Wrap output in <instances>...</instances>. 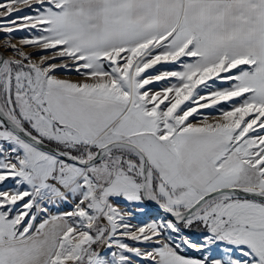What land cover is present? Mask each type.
Wrapping results in <instances>:
<instances>
[{"label": "snow or ice", "instance_id": "6c2138e0", "mask_svg": "<svg viewBox=\"0 0 264 264\" xmlns=\"http://www.w3.org/2000/svg\"><path fill=\"white\" fill-rule=\"evenodd\" d=\"M0 34V264H264V0H0Z\"/></svg>", "mask_w": 264, "mask_h": 264}, {"label": "rangeland", "instance_id": "374dc122", "mask_svg": "<svg viewBox=\"0 0 264 264\" xmlns=\"http://www.w3.org/2000/svg\"><path fill=\"white\" fill-rule=\"evenodd\" d=\"M27 11L28 10L25 9L23 12L16 13L15 15H25V14H27ZM26 35H27V33L23 32V31H18V32L15 33L16 39L22 38V37H24ZM3 38H4L3 35L0 34V40H2ZM13 42H16V41L14 40ZM24 50L27 51V52L35 51V50H33L31 48H27V47ZM5 54H6V56L10 55V53H8V52H5ZM40 54H49V53H40ZM34 58H38V56H36ZM57 75L60 76V77L72 78L74 80L75 79H79V77H77L75 74H67V73H64V72H58ZM201 111H202L203 114L207 115L210 120H211L212 117H215V116L219 115L218 111H216L215 109H212V108L202 109ZM197 119H199V117H197ZM193 122L195 123L196 121L194 120ZM146 219H147V217H140L139 220H133L132 223L135 224V223H138L140 220H146Z\"/></svg>", "mask_w": 264, "mask_h": 264}, {"label": "crops", "instance_id": "0c3cea01", "mask_svg": "<svg viewBox=\"0 0 264 264\" xmlns=\"http://www.w3.org/2000/svg\"><path fill=\"white\" fill-rule=\"evenodd\" d=\"M61 78H64V79H70V80H73V81H75V80H78V79H72V78H66V77H61Z\"/></svg>", "mask_w": 264, "mask_h": 264}, {"label": "water", "instance_id": "95a60500", "mask_svg": "<svg viewBox=\"0 0 264 264\" xmlns=\"http://www.w3.org/2000/svg\"><path fill=\"white\" fill-rule=\"evenodd\" d=\"M0 52H3V50L0 48ZM3 54L6 56L5 52H3Z\"/></svg>", "mask_w": 264, "mask_h": 264}]
</instances>
